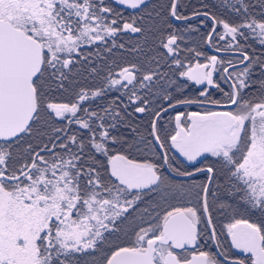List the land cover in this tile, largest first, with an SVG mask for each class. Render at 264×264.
Segmentation results:
<instances>
[{
  "label": "snow or ice",
  "instance_id": "6c2138e0",
  "mask_svg": "<svg viewBox=\"0 0 264 264\" xmlns=\"http://www.w3.org/2000/svg\"><path fill=\"white\" fill-rule=\"evenodd\" d=\"M0 264H264V0H0Z\"/></svg>",
  "mask_w": 264,
  "mask_h": 264
},
{
  "label": "trees",
  "instance_id": "16d2710c",
  "mask_svg": "<svg viewBox=\"0 0 264 264\" xmlns=\"http://www.w3.org/2000/svg\"><path fill=\"white\" fill-rule=\"evenodd\" d=\"M160 2L163 3V2H166V0H160ZM202 2L209 3L210 5H219L220 4V0H185V3L188 6L189 10H191L194 7H199V5ZM213 10H215V9H213ZM122 11H123L125 16H127L129 14H134V10H132L130 8H123ZM192 23L195 26H198L200 28L201 34H203L207 31L206 27L199 25V22L197 20H193ZM188 41H189V46L196 47L198 44H200V35L196 34V33H192L188 36ZM193 91H194V89H193ZM118 94L119 93H113L112 95H118ZM191 110H197V109L193 108ZM149 119H150L149 117H145L144 120L141 122L142 125H146L148 123ZM164 122H165L166 127H168L169 129H171L174 126L171 124H167V117H165ZM141 131H143V127L141 128ZM149 155H150V158H154V157H152L151 154H149ZM169 155L171 157H173V165L175 167H178L181 170L191 169L190 162L177 158L172 152ZM197 166H201V165L198 164ZM163 171H164V169H163ZM172 173H174V172H172ZM172 179L177 183H183L186 186H188L189 188H191V186L193 184H199L200 181L203 179V177L200 176L199 174H197L196 177H188L185 179H175V178H172ZM237 218H240V217H237ZM229 222H231V217L225 218L223 216H220L219 214H215V224H216L217 232L221 235V240L224 241L226 244L229 242H228V239L226 237L225 231L223 229V225L226 223H229ZM203 248H204V250H212L213 251L210 241H206L203 245ZM233 253H235V252H233Z\"/></svg>",
  "mask_w": 264,
  "mask_h": 264
},
{
  "label": "water",
  "instance_id": "95a60500",
  "mask_svg": "<svg viewBox=\"0 0 264 264\" xmlns=\"http://www.w3.org/2000/svg\"><path fill=\"white\" fill-rule=\"evenodd\" d=\"M209 52L211 53V50L209 49ZM177 158L179 159H182V160H185L183 157L179 156L178 153H175V151L173 150L172 152ZM164 171L167 173L168 176L172 177V178H175V179H185V178H188V177H180V176H176L175 173H172L171 171H169L166 167L164 168ZM211 242V241H210ZM211 245H212V248H213V251H215V246H214V242H211Z\"/></svg>",
  "mask_w": 264,
  "mask_h": 264
},
{
  "label": "rangeland",
  "instance_id": "374dc122",
  "mask_svg": "<svg viewBox=\"0 0 264 264\" xmlns=\"http://www.w3.org/2000/svg\"><path fill=\"white\" fill-rule=\"evenodd\" d=\"M225 231V234H226V230L224 229ZM226 237H227V234H226ZM228 239V242L230 243V238H227ZM233 252H236L237 250H232Z\"/></svg>",
  "mask_w": 264,
  "mask_h": 264
},
{
  "label": "flooded vegetation",
  "instance_id": "af4514ba",
  "mask_svg": "<svg viewBox=\"0 0 264 264\" xmlns=\"http://www.w3.org/2000/svg\"><path fill=\"white\" fill-rule=\"evenodd\" d=\"M213 249V248H212Z\"/></svg>",
  "mask_w": 264,
  "mask_h": 264
}]
</instances>
